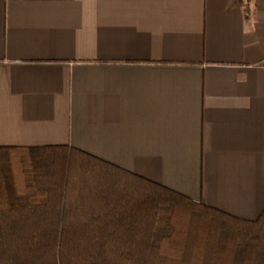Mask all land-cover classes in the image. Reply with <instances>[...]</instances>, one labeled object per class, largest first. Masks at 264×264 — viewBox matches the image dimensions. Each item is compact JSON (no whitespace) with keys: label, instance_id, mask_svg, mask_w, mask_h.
Instances as JSON below:
<instances>
[{"label":"crops","instance_id":"0c3cea01","mask_svg":"<svg viewBox=\"0 0 264 264\" xmlns=\"http://www.w3.org/2000/svg\"><path fill=\"white\" fill-rule=\"evenodd\" d=\"M44 145L256 218L264 0H0V146Z\"/></svg>","mask_w":264,"mask_h":264},{"label":"trees","instance_id":"16d2710c","mask_svg":"<svg viewBox=\"0 0 264 264\" xmlns=\"http://www.w3.org/2000/svg\"><path fill=\"white\" fill-rule=\"evenodd\" d=\"M0 264H264L240 218L69 145L0 146Z\"/></svg>","mask_w":264,"mask_h":264}]
</instances>
